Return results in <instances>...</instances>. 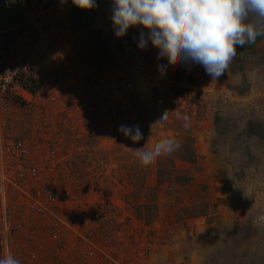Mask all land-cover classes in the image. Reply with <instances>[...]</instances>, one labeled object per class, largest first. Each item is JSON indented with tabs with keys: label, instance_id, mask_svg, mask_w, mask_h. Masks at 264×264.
<instances>
[{
	"label": "rangeland",
	"instance_id": "374dc122",
	"mask_svg": "<svg viewBox=\"0 0 264 264\" xmlns=\"http://www.w3.org/2000/svg\"><path fill=\"white\" fill-rule=\"evenodd\" d=\"M110 8L0 0V68L28 67L32 91L0 111L1 142L27 151L0 164L9 254L19 264H264V137L250 139L264 127L242 111L255 87L239 71L264 61L237 48L212 79L139 49L132 32L116 38ZM121 124L143 139L133 144ZM166 137L179 147L147 165L129 150ZM223 226L242 227L247 242L227 231L220 243Z\"/></svg>",
	"mask_w": 264,
	"mask_h": 264
},
{
	"label": "clouds",
	"instance_id": "9594fccd",
	"mask_svg": "<svg viewBox=\"0 0 264 264\" xmlns=\"http://www.w3.org/2000/svg\"><path fill=\"white\" fill-rule=\"evenodd\" d=\"M69 0H61V3ZM81 11L97 7V0H70ZM110 20L116 38L130 29H139L138 48L150 44L157 59L182 65H200L217 79L223 75L237 54L238 47L251 45L264 37V0H110ZM167 64L158 65L163 75ZM167 112L158 114L161 122ZM185 129L189 118L183 117ZM118 131L133 144L143 139L139 125L121 124ZM179 147L174 137L159 139L147 147L129 149L141 164L154 157L171 154ZM264 221V214L258 217ZM0 264H19L11 254Z\"/></svg>",
	"mask_w": 264,
	"mask_h": 264
},
{
	"label": "built area",
	"instance_id": "2783aa9c",
	"mask_svg": "<svg viewBox=\"0 0 264 264\" xmlns=\"http://www.w3.org/2000/svg\"><path fill=\"white\" fill-rule=\"evenodd\" d=\"M29 79L28 67L22 69H15L12 65H4L0 68V111L1 105L6 101L8 97L15 95L17 97L27 98V96L32 95V91L25 87L26 82ZM27 151L21 142H1L0 139V164H3V158L7 155L17 157L21 159ZM3 179V177L1 176ZM4 182V179L3 181ZM3 191L0 189V196L2 197V202H5L4 196L1 194ZM31 210L37 207L30 205ZM11 235V227L7 224L6 218L2 219L0 225V256H7L9 254V238Z\"/></svg>",
	"mask_w": 264,
	"mask_h": 264
},
{
	"label": "crops",
	"instance_id": "0c3cea01",
	"mask_svg": "<svg viewBox=\"0 0 264 264\" xmlns=\"http://www.w3.org/2000/svg\"><path fill=\"white\" fill-rule=\"evenodd\" d=\"M139 31L138 29H130L127 33H134V35L139 39ZM126 33V34H127ZM131 33V34H132ZM150 45V44H149ZM239 49H244V54L247 56L248 52L250 53V57L251 54L255 57V58H260L262 59V61H264V37H259L256 42H254L251 45H245L244 47H238ZM249 57V56H248ZM244 66V65H243ZM241 69V68H240ZM240 71V74L243 73L245 74V76H247V79L251 80V83H253V87H255V92L249 97V98H245L243 101L245 102V105H243L242 107V111H248V108L250 109L251 112L254 113L255 117L253 118V120H257V122L261 123V125L264 127V63L256 66V67H242ZM250 100V101H249ZM249 104L251 105V107H249ZM244 122H247L244 121ZM252 125L251 123H248V126ZM247 127V123H244V128ZM255 135H254V134ZM253 135L251 136L250 139H263L264 136H257L258 134L253 131ZM251 206H253V203L251 202L250 204ZM249 215H254V210L253 209H249ZM230 225V224H229ZM232 226V225H231ZM229 226L227 229L224 228L221 231H219L218 233L221 234L220 237H218V241L220 243H223L225 240V236L227 235H231L233 233V238L234 239H242L244 240V242L246 241V234L243 232L242 227H238L237 229H234L233 227ZM236 226V225H235ZM231 229H233V231H231ZM235 230V231H234ZM245 234V235H243ZM247 236H251V234H248ZM247 242V241H246ZM218 249H223L225 248L222 246H218ZM226 250H228V247L226 246ZM257 254V252H255Z\"/></svg>",
	"mask_w": 264,
	"mask_h": 264
},
{
	"label": "trees",
	"instance_id": "16d2710c",
	"mask_svg": "<svg viewBox=\"0 0 264 264\" xmlns=\"http://www.w3.org/2000/svg\"><path fill=\"white\" fill-rule=\"evenodd\" d=\"M21 1H23V0H21ZM30 82H33V83H35V81H31V80H30ZM25 87H26V86H25ZM27 88H28V86H27Z\"/></svg>",
	"mask_w": 264,
	"mask_h": 264
}]
</instances>
